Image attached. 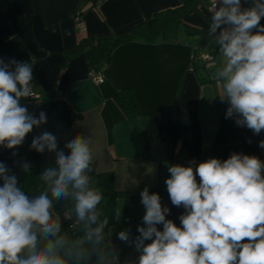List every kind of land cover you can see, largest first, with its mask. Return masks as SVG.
Returning a JSON list of instances; mask_svg holds the SVG:
<instances>
[{
    "label": "crops",
    "instance_id": "0c3cea01",
    "mask_svg": "<svg viewBox=\"0 0 264 264\" xmlns=\"http://www.w3.org/2000/svg\"><path fill=\"white\" fill-rule=\"evenodd\" d=\"M205 3L197 0L179 24L168 27L164 40H152L148 21L180 7L183 0H0V58L33 65V91L43 100L33 104L24 98L21 104L35 116L43 111L47 117L18 148L0 147V161L27 194H38L39 175L55 162L54 153L30 150L33 137L43 131L55 135L61 149L76 134L90 137L95 154L90 175L111 173L119 193L114 215L121 202L119 220L127 195L135 194L131 215L123 222L133 225V239L145 214L140 203L145 187L160 195L162 206L170 209L166 218L180 226L184 209L171 204L165 184L169 166H185L189 158L199 163L213 157L225 160L234 152L264 161L259 147L264 131L255 135L225 118L228 103L217 96L221 89L213 75L220 54L208 33ZM242 6L250 7L251 0H242ZM260 23L264 25V18ZM132 30L138 33L131 40L113 47L114 38ZM109 49L110 60L102 67L105 81L96 85L89 79V53ZM199 52L212 61L192 60ZM126 88L134 100L133 116L116 99ZM22 161L32 165L30 174L21 170ZM119 225L110 227L111 245L119 251L120 264H136L139 253L117 238L126 229H117ZM62 231L71 241L81 235L80 229L69 234L62 226Z\"/></svg>",
    "mask_w": 264,
    "mask_h": 264
},
{
    "label": "clouds",
    "instance_id": "9594fccd",
    "mask_svg": "<svg viewBox=\"0 0 264 264\" xmlns=\"http://www.w3.org/2000/svg\"><path fill=\"white\" fill-rule=\"evenodd\" d=\"M262 18L264 0H251L250 7L242 0H213L208 28L220 54L213 75L221 89L217 96L228 103L225 118L255 135L264 131ZM33 80L30 62L0 58V147L18 148L47 122L45 112L37 117L21 104L32 96ZM91 144L90 137L76 134L61 149L50 132L34 136L30 150L55 154L54 164L39 175L38 194H27L0 161V264H120L112 231L105 232L109 219H101L98 208L103 194L90 175L95 171ZM259 147L264 149V140ZM20 167L31 173L29 162ZM168 171L171 204L184 209L180 226L166 218L170 209L162 206L160 195L145 187L139 235L133 239L130 228L116 234L139 253L136 264H264V161L234 152L225 160L175 164ZM61 200H71L70 214L82 225L77 240L62 231L54 209V201ZM121 216L117 210L115 219Z\"/></svg>",
    "mask_w": 264,
    "mask_h": 264
},
{
    "label": "trees",
    "instance_id": "16d2710c",
    "mask_svg": "<svg viewBox=\"0 0 264 264\" xmlns=\"http://www.w3.org/2000/svg\"><path fill=\"white\" fill-rule=\"evenodd\" d=\"M196 2L197 0H183V4L178 8L156 13L147 23V27L149 29L151 39L164 40L168 27L173 24H179L181 22L182 17L191 9H193V7H195ZM137 33L138 32L136 30H132L130 32L117 36L116 38H114L113 47H116L117 45L123 42L131 40L132 37ZM97 41L100 40L97 39ZM99 54L103 55V61L100 63L98 62ZM110 54H111V49L105 50L103 52L89 53V57L92 60L91 70H102V67L108 64L110 60ZM96 58H97V63L94 62ZM116 99L117 102L123 107L127 115L133 116L135 114L134 100L129 88L123 89L120 92H118V94L116 95ZM42 100L43 99L41 98V101ZM92 178L95 186H97L100 189V191L103 194V197H105V202L104 205L102 206L103 216L101 217V219H103L104 217H107L109 219V224L105 229V232L107 233L110 227L117 226L119 224L120 225L117 227V229L132 228L133 227L132 224L130 225L123 222L124 219H127L126 217H129L131 215L132 198L135 196V194L127 195V199L125 200L124 216L122 220H117L115 219L114 212H115L116 198L119 195V193L115 191L113 188L111 173L107 172V173L94 174ZM66 209H69L68 206L66 205L63 204L56 205L55 213L61 218L62 226L66 228L69 234L76 232L78 233L77 229L71 230L69 228V220L63 217L64 212L68 213V210ZM72 236L73 235H71L70 237ZM84 246L90 247V245L87 244Z\"/></svg>",
    "mask_w": 264,
    "mask_h": 264
},
{
    "label": "built area",
    "instance_id": "2783aa9c",
    "mask_svg": "<svg viewBox=\"0 0 264 264\" xmlns=\"http://www.w3.org/2000/svg\"><path fill=\"white\" fill-rule=\"evenodd\" d=\"M200 1L201 3H205L207 5V8L210 12V9L212 7V4H213V0H198ZM195 58H200L203 62L205 63H210L212 61V57L209 55V54H205V53H202V52H199L197 53V55L194 53L193 56H192V60L195 59ZM89 79L95 83L96 85H100L102 84L104 81H105V76L103 74V71L102 70H91L89 72ZM27 100L30 102V103H33V104H38L41 102V98L36 95L33 91L32 93V96L27 98ZM190 162H195V164H198L199 163V160L197 158H189L187 161H186V164L185 166H188ZM197 181H199V177L197 176ZM63 217L67 220H69V228L71 230H76L77 227H79V223L76 222V218L73 219L71 218L67 212H64L63 213Z\"/></svg>",
    "mask_w": 264,
    "mask_h": 264
},
{
    "label": "rangeland",
    "instance_id": "374dc122",
    "mask_svg": "<svg viewBox=\"0 0 264 264\" xmlns=\"http://www.w3.org/2000/svg\"><path fill=\"white\" fill-rule=\"evenodd\" d=\"M104 202H105V197H104L102 203L98 206L99 209L102 210V206L104 205ZM59 204H63V205H67V204H68V206H69V212H71V208H72V202H71V200L54 201V208L56 207V205H59ZM118 206H119L118 208H119V210H120L121 202H119ZM102 212H103V211H102ZM71 215H72V218L75 219V218H74V217H75L74 213H72ZM80 227H81V228H80ZM80 227H77V231H79V229H80V230H81V235H77V236L75 237L76 240L79 239V238L83 235V232H82V225H81V224H80ZM70 241H71V240H70Z\"/></svg>",
    "mask_w": 264,
    "mask_h": 264
}]
</instances>
